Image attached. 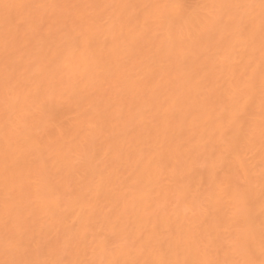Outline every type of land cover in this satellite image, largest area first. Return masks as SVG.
I'll return each instance as SVG.
<instances>
[{"label":"bare ground","instance_id":"6f19581e","mask_svg":"<svg viewBox=\"0 0 264 264\" xmlns=\"http://www.w3.org/2000/svg\"><path fill=\"white\" fill-rule=\"evenodd\" d=\"M0 264H264V0H0Z\"/></svg>","mask_w":264,"mask_h":264}]
</instances>
